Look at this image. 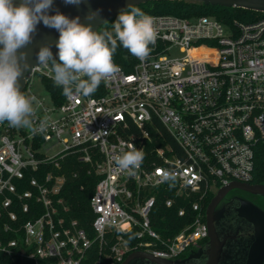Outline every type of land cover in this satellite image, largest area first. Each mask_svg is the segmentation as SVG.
Here are the masks:
<instances>
[{
	"label": "built area",
	"instance_id": "obj_1",
	"mask_svg": "<svg viewBox=\"0 0 264 264\" xmlns=\"http://www.w3.org/2000/svg\"><path fill=\"white\" fill-rule=\"evenodd\" d=\"M148 15L157 38L145 60L128 53L130 72L113 60L119 72L90 96L53 94L43 84L48 101L25 94L49 117L44 132L1 125L0 256L12 264H122L138 251L182 259L209 240L207 198L231 182L251 184L264 145V13L246 21ZM35 76L52 80L38 65L25 90ZM133 146L145 158L129 176L114 156ZM68 155L99 177L90 232L62 197ZM165 170L173 187L160 180ZM161 194L167 208L182 202L179 217L194 214L166 238L150 221Z\"/></svg>",
	"mask_w": 264,
	"mask_h": 264
},
{
	"label": "clouds",
	"instance_id": "obj_2",
	"mask_svg": "<svg viewBox=\"0 0 264 264\" xmlns=\"http://www.w3.org/2000/svg\"><path fill=\"white\" fill-rule=\"evenodd\" d=\"M53 0H24L15 6L13 0H0V122L7 121L13 128H23L29 132L46 131L49 117H40L35 96L19 91L18 77L21 75L19 61L24 54L17 56V50L27 45L36 25H44L59 32L58 60L53 59L49 47H42L38 53L39 66L48 70L54 84L61 86L63 95L90 96L101 82H107L119 67L113 56L118 46H122L132 56L143 61L150 55L157 38L154 18L139 7L130 5L128 10L118 14L111 30L94 32L84 26L79 18L69 19L57 12L47 15ZM80 0H65L67 4H78ZM27 67V65H25ZM145 153L133 146L114 156L117 169L129 176L136 175L143 164ZM160 180L173 187L176 177L165 170Z\"/></svg>",
	"mask_w": 264,
	"mask_h": 264
},
{
	"label": "water",
	"instance_id": "obj_3",
	"mask_svg": "<svg viewBox=\"0 0 264 264\" xmlns=\"http://www.w3.org/2000/svg\"><path fill=\"white\" fill-rule=\"evenodd\" d=\"M162 1L186 0H80L78 4H67L65 0H53L46 14L52 16L59 12L69 19L78 17L82 25L90 26L92 31L98 32L101 26L128 10L130 5L139 6ZM187 1L201 3L204 6L264 13V0ZM23 2L24 0H13L15 6ZM58 38L59 32L56 29L47 27L43 21H40L31 34L30 42L17 50L18 57L21 53L24 54V59L19 61L21 75L18 77V84L21 93H24L27 87L33 68L39 65L37 57L42 47H49L53 59L58 58L56 47ZM2 48L3 45L0 44V49ZM1 125L2 122L0 127ZM234 191L264 197V185L231 182L221 188L206 210L209 241L197 250L195 248L199 246H194L195 251L188 258L172 261L138 251L128 255L122 264H264V212L243 199H238L227 212L224 209L218 211V206ZM221 222L223 226L220 225Z\"/></svg>",
	"mask_w": 264,
	"mask_h": 264
},
{
	"label": "trees",
	"instance_id": "obj_4",
	"mask_svg": "<svg viewBox=\"0 0 264 264\" xmlns=\"http://www.w3.org/2000/svg\"><path fill=\"white\" fill-rule=\"evenodd\" d=\"M137 7L146 14L171 15L182 18L211 16L224 21L232 19L246 21L255 20L261 16L260 13L252 11L204 6L201 3H194L187 0L178 2H151ZM116 19L117 17L105 23L98 31L102 32L105 29L111 30V25ZM128 53L129 52L122 46H118L114 53L113 60L127 72H130L131 70L125 65V57L128 56ZM56 60L59 62L58 58ZM41 83L53 94L63 92V89L55 85L52 80L43 78ZM56 104L61 103L56 102ZM6 122L7 121H4L2 124ZM60 165L67 176V183L62 197L64 198L65 205L69 207V217L77 220L83 229L90 232L91 224L94 219L90 209V199L94 194L99 177L93 170L90 171L89 165L79 161V158L74 155L66 156L60 161ZM75 174H77V177H74ZM251 184L264 185V145H259L256 148L254 175ZM167 198L168 196L164 194L158 196L156 205L150 215L152 229L164 238L175 236L180 233L186 226L192 224L194 217V214H186L184 217H179L178 210L183 207L182 202H178L176 206L172 208H167L165 206ZM213 198V195L207 198L204 204L205 209H207ZM192 201H194V198ZM0 264L12 263L7 258L0 256Z\"/></svg>",
	"mask_w": 264,
	"mask_h": 264
},
{
	"label": "flooded vegetation",
	"instance_id": "obj_5",
	"mask_svg": "<svg viewBox=\"0 0 264 264\" xmlns=\"http://www.w3.org/2000/svg\"><path fill=\"white\" fill-rule=\"evenodd\" d=\"M238 199H243L245 201H248L250 202L251 204L255 205L256 207H258L259 209H261L263 212H264V197H261V196H254V195H250V194H246V193H242V192H239V191H234L232 193H230L223 201L222 203L218 206V211L221 210V209H224L226 210V212L236 203V201ZM223 222H221V226ZM209 241V240H208ZM208 241L202 245H200L199 247L195 248L196 250L205 246ZM192 250L190 251L186 257L182 258V259H186L188 258V256L195 251Z\"/></svg>",
	"mask_w": 264,
	"mask_h": 264
},
{
	"label": "rangeland",
	"instance_id": "obj_6",
	"mask_svg": "<svg viewBox=\"0 0 264 264\" xmlns=\"http://www.w3.org/2000/svg\"><path fill=\"white\" fill-rule=\"evenodd\" d=\"M171 55L173 57H177V58L184 56V54H182L178 49H174ZM29 92L31 94H34L39 99H44V100L48 101V93L45 90V88L43 87V85L41 83V79L37 76L32 78L30 90H28V89L25 90V94H29Z\"/></svg>",
	"mask_w": 264,
	"mask_h": 264
}]
</instances>
